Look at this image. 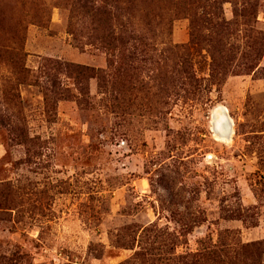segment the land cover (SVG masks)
<instances>
[{
    "label": "rangeland",
    "instance_id": "1",
    "mask_svg": "<svg viewBox=\"0 0 264 264\" xmlns=\"http://www.w3.org/2000/svg\"><path fill=\"white\" fill-rule=\"evenodd\" d=\"M73 2L0 0V264H264V0Z\"/></svg>",
    "mask_w": 264,
    "mask_h": 264
},
{
    "label": "trees",
    "instance_id": "2",
    "mask_svg": "<svg viewBox=\"0 0 264 264\" xmlns=\"http://www.w3.org/2000/svg\"><path fill=\"white\" fill-rule=\"evenodd\" d=\"M121 2L122 0H74L72 10L84 12L102 20L104 19V24H107L113 19L115 12L121 9ZM217 23L216 26L221 27L222 24L219 21ZM110 39L113 40L112 37ZM4 55H9L12 65L18 68L21 75L26 76L28 74V71L22 68L23 56L19 54V51L15 49L8 51L4 45H0V58L4 57Z\"/></svg>",
    "mask_w": 264,
    "mask_h": 264
},
{
    "label": "bare ground",
    "instance_id": "3",
    "mask_svg": "<svg viewBox=\"0 0 264 264\" xmlns=\"http://www.w3.org/2000/svg\"><path fill=\"white\" fill-rule=\"evenodd\" d=\"M223 109H220V110H217V112H216V116H215V121H214V125H215V127L219 130V132H220V135L221 136H223V137H221V139H227V133H228V125H227V130L226 131H223V130H221L219 127H218V122H219V117H223V120H225L226 121V118H225V116H224V113H223ZM214 119V118H213ZM227 123V122H226ZM219 125H221L222 127H223V129H225L226 128V126H225V123H223V122H220L219 123ZM231 130H232V127H231Z\"/></svg>",
    "mask_w": 264,
    "mask_h": 264
},
{
    "label": "water",
    "instance_id": "4",
    "mask_svg": "<svg viewBox=\"0 0 264 264\" xmlns=\"http://www.w3.org/2000/svg\"><path fill=\"white\" fill-rule=\"evenodd\" d=\"M224 113V112H223ZM215 116H216V113H214V119H213V122H212V127H213V131H214V133L219 137V138H221V137H223V136H221L220 135V132H219V130L215 127V125L213 124L214 123V121H215ZM224 116H225V118H226V122H227V125H228V133H227V139H230V134H231V125H230V122H229V119H228V117H227V115L224 113Z\"/></svg>",
    "mask_w": 264,
    "mask_h": 264
}]
</instances>
